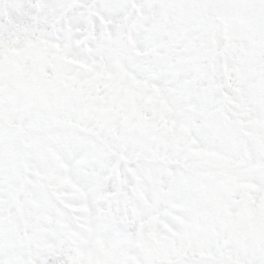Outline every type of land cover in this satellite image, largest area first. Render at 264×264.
<instances>
[{
  "label": "snow or ice",
  "instance_id": "1",
  "mask_svg": "<svg viewBox=\"0 0 264 264\" xmlns=\"http://www.w3.org/2000/svg\"><path fill=\"white\" fill-rule=\"evenodd\" d=\"M0 264H264V0H0Z\"/></svg>",
  "mask_w": 264,
  "mask_h": 264
}]
</instances>
